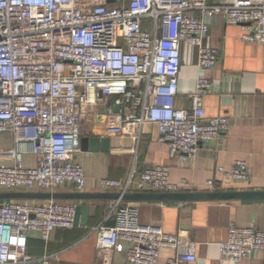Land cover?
<instances>
[{
  "label": "built area",
  "instance_id": "2783aa9c",
  "mask_svg": "<svg viewBox=\"0 0 264 264\" xmlns=\"http://www.w3.org/2000/svg\"><path fill=\"white\" fill-rule=\"evenodd\" d=\"M215 16L240 26L245 41L264 44V0H0V134L11 133L14 143L13 164H0V188L54 192L69 184L84 190V168L75 159L83 115L108 98L121 106L106 107L108 133H137L154 123L172 157L196 158L202 144L231 124L230 117H207L205 110L214 87L208 71L220 56L204 44ZM185 45L198 46L199 73L190 107L183 109L175 99ZM27 150L37 157L34 167L23 165ZM170 170L147 167L137 189L177 192L184 182H172ZM218 171L240 182L251 178L243 159ZM134 178L133 169L126 180L101 179L100 187L126 193ZM122 202L116 199L109 211L115 224L96 228L100 253L127 247L128 264H158L161 249L170 248L175 254L166 264L197 261L196 241L142 224L137 207ZM77 207L57 199L1 202L0 264H63L32 257L29 237L36 231L47 243L55 230L74 228ZM219 249L222 260L238 264L264 251V229L232 222Z\"/></svg>",
  "mask_w": 264,
  "mask_h": 264
},
{
  "label": "crops",
  "instance_id": "0c3cea01",
  "mask_svg": "<svg viewBox=\"0 0 264 264\" xmlns=\"http://www.w3.org/2000/svg\"><path fill=\"white\" fill-rule=\"evenodd\" d=\"M210 23L211 32L205 37L204 44L217 47L220 56L208 71L214 87L205 95L206 116L230 117L229 128L217 140L202 144L196 158L183 163L170 155L168 145L159 139V130L154 123H144L136 130L137 133H108L109 115L105 99L84 113L82 137H107L109 150L94 151L90 145L84 148L81 143L75 159L84 168L86 186L79 191L74 185L67 184L57 191L115 193L116 190H102L100 180H126L134 169L135 178L130 192H161L137 189L140 172L156 164L171 167L172 182H184L178 192L264 190V44L245 41L240 26L226 23L220 16L211 18ZM184 50L175 105L186 109L190 107V94L196 85L199 65L195 46L185 45ZM13 147L11 133L0 134V164H13L14 159L10 154ZM239 159L250 165V180L236 181L218 171V166L231 169ZM22 162L26 167H34L37 157L27 150L22 153ZM209 179H214L213 187L208 185ZM0 191L6 190L0 188ZM116 199H64L68 203L89 206L87 221L72 229L55 230L47 243L39 237L38 232H32L29 254L35 258L49 256L63 264H128L127 245L123 251L114 250L109 255L97 249L96 228L101 224H115L114 216L109 211ZM122 203L137 207L142 224L161 226L168 233L196 241L197 261L192 264H235L227 259L222 260L219 249V243L228 237L232 222L264 229V198L123 200ZM174 254L173 249H161L158 264H166L167 259ZM238 264H264V251H255Z\"/></svg>",
  "mask_w": 264,
  "mask_h": 264
},
{
  "label": "water",
  "instance_id": "95a60500",
  "mask_svg": "<svg viewBox=\"0 0 264 264\" xmlns=\"http://www.w3.org/2000/svg\"><path fill=\"white\" fill-rule=\"evenodd\" d=\"M112 2L113 0H109ZM101 95V92H100ZM118 110L121 106L116 98H108L106 107ZM84 148L90 145L94 151L109 150V140L103 136H84L81 138ZM114 197L122 200H243L264 198V190H235V191H204V192H126V193H84V192H48V191H0V200L11 199H84V198ZM89 214V206L78 205L75 225L85 223Z\"/></svg>",
  "mask_w": 264,
  "mask_h": 264
},
{
  "label": "rangeland",
  "instance_id": "374dc122",
  "mask_svg": "<svg viewBox=\"0 0 264 264\" xmlns=\"http://www.w3.org/2000/svg\"><path fill=\"white\" fill-rule=\"evenodd\" d=\"M185 47V46H184ZM195 49H196V55L198 57V46H195ZM186 50H184V53H185ZM22 190V189H21ZM1 202L5 201V200H0Z\"/></svg>",
  "mask_w": 264,
  "mask_h": 264
},
{
  "label": "trees",
  "instance_id": "16d2710c",
  "mask_svg": "<svg viewBox=\"0 0 264 264\" xmlns=\"http://www.w3.org/2000/svg\"><path fill=\"white\" fill-rule=\"evenodd\" d=\"M28 252H29V245H28Z\"/></svg>",
  "mask_w": 264,
  "mask_h": 264
}]
</instances>
